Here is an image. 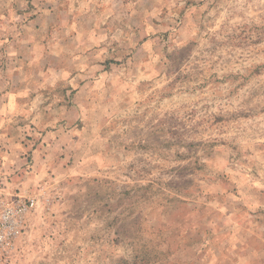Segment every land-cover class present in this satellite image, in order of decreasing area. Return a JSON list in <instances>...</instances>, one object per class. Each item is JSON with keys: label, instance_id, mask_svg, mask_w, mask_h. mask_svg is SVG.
I'll return each instance as SVG.
<instances>
[{"label": "clouds", "instance_id": "9594fccd", "mask_svg": "<svg viewBox=\"0 0 264 264\" xmlns=\"http://www.w3.org/2000/svg\"><path fill=\"white\" fill-rule=\"evenodd\" d=\"M75 2L46 50L39 33L17 41L35 46L28 73L0 74V264H135L144 247L159 264H264V228L258 240L206 236L189 249L177 228L172 255L159 234L177 185L198 206L230 178L224 206L239 185L241 201L264 208V0ZM49 128L34 163L22 159ZM95 156L111 182L86 186ZM108 209L131 222L119 234Z\"/></svg>", "mask_w": 264, "mask_h": 264}, {"label": "rangeland", "instance_id": "374dc122", "mask_svg": "<svg viewBox=\"0 0 264 264\" xmlns=\"http://www.w3.org/2000/svg\"><path fill=\"white\" fill-rule=\"evenodd\" d=\"M70 7L78 8L79 4L75 0H0V41H5L3 47H0V74L7 77L9 73L13 76L28 73L30 68L28 61L25 60V54L27 49H34L35 46L29 42L27 48H24L17 41L28 39L31 33H39L40 37L43 38L40 47L45 48ZM68 20L70 23L73 22L71 16L68 17ZM17 33H19V36H17ZM64 43H67V41H64ZM9 45H15V49H18L14 50L11 56L9 55ZM36 54L37 52L33 50V58ZM54 60V57L47 59L43 65L45 72L48 71L51 62ZM57 91H60V89H57ZM68 91H71L74 97L78 89H66L64 94L67 95ZM49 131L55 130L52 128L44 130L41 133V139L37 140L30 152L21 158H27L30 163H34L33 153L38 149L39 144L43 142V137ZM26 139L31 141L33 137L27 136ZM60 159H64L63 155L60 156ZM104 165L105 161L102 157L95 156L91 158L89 167L92 168V171L88 178L84 180L86 186L89 182L93 186L111 182L110 177L98 174L97 170L102 172ZM66 166L74 169V162L69 161ZM79 175V172L74 171V178L79 177ZM224 176L228 177V173H225ZM229 182L232 184L236 183L228 178L222 180L220 185L210 184L207 192V201L198 206H193L190 203V192L188 189L177 185L170 190V196L160 206L161 221L159 227V234L167 233L169 238L173 240V244L169 247L168 255H172L178 250L175 243V237L179 235L176 232L177 228L185 230L180 246L186 249L202 243L206 236L213 239L217 237L220 239L229 238L237 243H239L241 234L251 235L257 240L260 238V229L264 228V208L260 207L258 202L241 201L239 199V185H236L231 190V195L235 198L231 211L217 198L219 189ZM134 187L133 184V188H130L129 191L122 192V197L133 195ZM141 187L147 189L149 187L148 181H143ZM85 196L96 206L98 211L104 212L95 193L88 187L85 188ZM117 203L121 204L123 200L117 201ZM42 211L44 210L42 209ZM115 211L116 209L107 210V215L112 216L107 227L110 229L116 228L119 234L121 229H126L127 224L131 222L125 221V223H121L119 215L113 216ZM217 212L219 217L216 216ZM60 214L61 216L63 215V213ZM80 218L82 219V217ZM161 259L162 257L154 249L144 247L137 253L135 264H159Z\"/></svg>", "mask_w": 264, "mask_h": 264}]
</instances>
